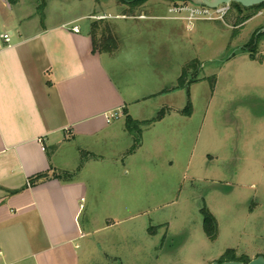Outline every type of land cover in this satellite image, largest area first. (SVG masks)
Returning <instances> with one entry per match:
<instances>
[{
  "label": "rangeland",
  "instance_id": "1",
  "mask_svg": "<svg viewBox=\"0 0 264 264\" xmlns=\"http://www.w3.org/2000/svg\"><path fill=\"white\" fill-rule=\"evenodd\" d=\"M19 2L12 8L14 18L36 13L42 4ZM44 2L43 24L77 19L73 24L83 28L99 21L88 19L89 14L107 16L99 27L110 25L119 44L166 53L161 77L169 80L179 65L183 69L192 64L189 76L197 80L188 91L157 96L134 108L147 118L166 109L165 121L144 138L143 155L151 167L152 162L159 167L150 171L151 181L126 187L127 201L119 198L112 204L119 208L116 213L100 210L97 225L103 229L80 243V264H211L264 257V33L257 35L264 28V8L229 4L222 20L194 21L186 30L184 21L109 18L140 12L168 17L167 7L195 6L190 2L147 0L161 4L151 11L144 3L129 9L117 0ZM187 103L190 116L182 114ZM157 134L158 149L153 147ZM135 162L129 178L138 180L140 166ZM203 213L214 221L212 239L204 231Z\"/></svg>",
  "mask_w": 264,
  "mask_h": 264
},
{
  "label": "crops",
  "instance_id": "2",
  "mask_svg": "<svg viewBox=\"0 0 264 264\" xmlns=\"http://www.w3.org/2000/svg\"><path fill=\"white\" fill-rule=\"evenodd\" d=\"M19 5L0 0V264H80L81 244L103 229L97 225L100 210L116 213L112 204L127 201L126 187L151 181L150 171L159 167L143 155L144 138L166 117L143 128L139 146L128 153L133 139L123 111L137 122L152 119L134 108L181 91L173 88L182 68L178 64L167 80L159 74L167 65L164 51L139 50L127 42L113 53L93 52L92 21L83 28L73 24L77 19L45 25L37 12L14 18L12 8ZM143 5L151 11L161 4ZM172 7L168 17L140 12L109 19L184 21L185 29L191 28L170 13ZM147 28L153 29L149 23ZM111 113L118 118L108 120ZM136 159L138 180L129 178ZM43 173L46 180L29 184Z\"/></svg>",
  "mask_w": 264,
  "mask_h": 264
},
{
  "label": "trees",
  "instance_id": "3",
  "mask_svg": "<svg viewBox=\"0 0 264 264\" xmlns=\"http://www.w3.org/2000/svg\"><path fill=\"white\" fill-rule=\"evenodd\" d=\"M145 1H147V0H117L118 3H120L121 5L129 8V9H132V8H135L139 5H142ZM171 1H173V2L183 1V2H187V3L189 2L188 0H171ZM41 3L42 4L37 7V12L42 17L43 16L42 10L45 7L44 0H42ZM231 4L241 7L238 4H234V3H231ZM252 8L263 9L264 4L254 6ZM121 15L125 16V14H121ZM129 17H131V16H129ZM100 21L101 20L92 21L89 25L88 35L91 38L93 52L113 53L119 46L118 38L113 33L110 25L105 24V26L103 28L99 27V23H101ZM260 35H262V34H260ZM250 58L253 60L256 59L252 53H250ZM191 68H192V64H189L185 68L182 69L181 75L177 79L176 85L173 88V90L186 89V91H188L189 86L197 81L195 79V75L192 74V76H189L190 75L189 70ZM193 77H194V79H192ZM190 108H191L190 103H187L186 108L184 109L182 114H184L186 116H190V110H191ZM165 111H166V109H163L160 112H158L157 115L155 117H153L152 119L147 120V121H143V122L134 121L132 118H130L127 115V113L125 111H123L125 130L131 135V137L133 139V144H132L131 148L129 149L128 153H132L139 146L142 129L162 120L164 118ZM48 177L49 176L47 173L36 175L35 177L30 179L29 184L32 185L36 182L44 181ZM65 177L69 178V177H71V175H65ZM203 217H204V219H203L204 231H205L207 237L212 239L215 236L214 221L207 213H203ZM225 261H235V260L233 258L221 259L218 263H222ZM244 262H248V260L244 261Z\"/></svg>",
  "mask_w": 264,
  "mask_h": 264
},
{
  "label": "built area",
  "instance_id": "4",
  "mask_svg": "<svg viewBox=\"0 0 264 264\" xmlns=\"http://www.w3.org/2000/svg\"><path fill=\"white\" fill-rule=\"evenodd\" d=\"M229 4L221 5L216 9H209L205 7L192 6L188 7L185 5H175L170 9V13L181 16L180 19L186 20L189 24L194 21L205 20V21H215L222 20L223 16L228 12ZM74 32H78V27L72 29ZM5 42H9V35L5 34L3 36ZM118 113H111L107 118L117 119Z\"/></svg>",
  "mask_w": 264,
  "mask_h": 264
},
{
  "label": "water",
  "instance_id": "5",
  "mask_svg": "<svg viewBox=\"0 0 264 264\" xmlns=\"http://www.w3.org/2000/svg\"><path fill=\"white\" fill-rule=\"evenodd\" d=\"M189 2L195 6L205 7L209 9H216L221 5H227L231 3L238 4L245 9L264 4V0H189ZM261 33H264V28H262L257 33V35ZM211 264H264V257L258 256L248 262L226 261L222 263L213 262Z\"/></svg>",
  "mask_w": 264,
  "mask_h": 264
}]
</instances>
